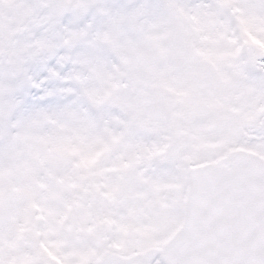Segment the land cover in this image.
Returning <instances> with one entry per match:
<instances>
[{
  "label": "clouds",
  "instance_id": "9594fccd",
  "mask_svg": "<svg viewBox=\"0 0 264 264\" xmlns=\"http://www.w3.org/2000/svg\"><path fill=\"white\" fill-rule=\"evenodd\" d=\"M177 28L214 69L184 97L155 55ZM240 35L213 0H0V264H30L41 239L79 249L74 264L158 245L139 165L159 104L165 119L190 104L264 139V27L245 26L238 48Z\"/></svg>",
  "mask_w": 264,
  "mask_h": 264
},
{
  "label": "snow or ice",
  "instance_id": "6c2138e0",
  "mask_svg": "<svg viewBox=\"0 0 264 264\" xmlns=\"http://www.w3.org/2000/svg\"><path fill=\"white\" fill-rule=\"evenodd\" d=\"M213 7L232 17L238 48L245 26L264 27V0H213ZM166 38L155 49L163 64L159 78L178 86L170 89L177 97L191 95V82L206 83L214 69L191 32L177 28ZM169 111L166 102L159 104L154 139L142 146L139 165L159 244L136 257L113 244L96 251L92 264H264V139L244 140L236 123L207 119L190 104L179 118L165 119ZM78 251L41 239L23 255L30 264H74Z\"/></svg>",
  "mask_w": 264,
  "mask_h": 264
},
{
  "label": "rangeland",
  "instance_id": "374dc122",
  "mask_svg": "<svg viewBox=\"0 0 264 264\" xmlns=\"http://www.w3.org/2000/svg\"><path fill=\"white\" fill-rule=\"evenodd\" d=\"M44 77L41 76L40 79H43ZM39 82V81H38ZM56 87V84L55 83H51V82H47V83H44L41 88L39 89H32L30 90V97L38 102H41L43 103V101H40V97L44 96L45 95V92L47 90H50L52 88Z\"/></svg>",
  "mask_w": 264,
  "mask_h": 264
}]
</instances>
